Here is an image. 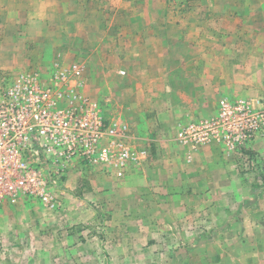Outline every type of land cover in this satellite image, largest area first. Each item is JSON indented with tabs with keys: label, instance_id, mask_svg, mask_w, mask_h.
Masks as SVG:
<instances>
[{
	"label": "crops",
	"instance_id": "1",
	"mask_svg": "<svg viewBox=\"0 0 264 264\" xmlns=\"http://www.w3.org/2000/svg\"><path fill=\"white\" fill-rule=\"evenodd\" d=\"M171 2L0 0V68H47V80L55 65L71 64L76 50L84 52L87 91L93 94L91 82L100 71L108 114L125 118L135 132L146 135L152 153L142 160L136 146H129L137 160L121 178L104 166L87 171L80 161L68 165L55 190L59 205L54 209L27 197L1 203L0 253L14 250L26 263L56 260V250L90 247L77 240L75 231L105 213L112 226L129 230L126 236L132 230L140 237L150 232L144 239L154 250L170 247L177 239L170 238L173 232L182 244L194 240L184 239L186 230L218 232L214 240L222 235L223 245L228 238V243L264 240V176L240 174L236 156L222 141L194 149L178 138L185 124L217 115L222 100L264 109V0H190L194 13L213 11L188 17L191 21L171 15ZM104 5L116 14L108 17ZM189 22L195 26L187 27ZM114 72L117 87H130L128 104L113 106L115 82L109 79ZM247 149L264 159V131Z\"/></svg>",
	"mask_w": 264,
	"mask_h": 264
},
{
	"label": "built area",
	"instance_id": "2",
	"mask_svg": "<svg viewBox=\"0 0 264 264\" xmlns=\"http://www.w3.org/2000/svg\"><path fill=\"white\" fill-rule=\"evenodd\" d=\"M55 69L45 80L42 70L0 68V204L27 197L54 209L68 165L104 166L121 178L137 160L126 126L108 123L99 102L83 92L81 66ZM263 131L264 109L222 100L217 115L185 124L178 138L194 149L222 141L246 173L257 172L258 155L247 146ZM138 155L146 160L149 151Z\"/></svg>",
	"mask_w": 264,
	"mask_h": 264
},
{
	"label": "rangeland",
	"instance_id": "3",
	"mask_svg": "<svg viewBox=\"0 0 264 264\" xmlns=\"http://www.w3.org/2000/svg\"><path fill=\"white\" fill-rule=\"evenodd\" d=\"M236 1H244V0H236ZM105 2V1H104ZM190 0L184 1V0H172L171 7H170V13L174 17H178L180 20L187 19L188 21H191L189 19L191 16H200L201 13L205 14H212L213 11L210 8H206V10H199L196 13L192 12V6L190 5ZM82 9V8H81ZM101 9L104 11V13L108 16H114L116 14V11L114 8L112 9L108 5L101 6ZM210 9V10H209ZM87 10V8H84L83 11ZM209 10V11H207ZM210 13V14H209ZM121 16H124L125 13L122 11L120 12ZM207 15V16H208ZM189 17V18H188ZM73 26V25H72ZM65 27V32L69 31L70 28H75V26ZM195 26L194 23L189 22L187 24V27ZM52 27H55L53 24ZM207 27L211 28V24H209ZM205 27V29L207 28ZM71 31V30H70ZM17 33L19 31H16ZM242 41V40H241ZM197 45V44H196ZM77 54L74 55V63H78L80 66L84 65V60L86 58V55L83 53L77 51ZM82 79L84 80V87L83 92L87 95H92L93 97H96L97 101L99 102L103 112L105 110L104 116L108 123H116L119 125L126 126V129L128 130L126 132L127 136L125 137V141L127 146L134 147L138 151H140L142 148H146L147 151H150V154L152 156L150 146L147 144L148 140L145 139L146 135H141L137 131L133 129V126L131 125V122L126 120L122 117H113L108 114V109L105 108V104L102 101V85H101V72L96 70V75L94 77L96 78L93 82H91L92 85V93H89L87 91V85H89V77L90 72L85 69V67H82ZM26 66H21L19 70L25 69ZM84 68V69H83ZM5 69V68H1ZM10 70V69H8ZM42 70V69H41ZM50 70L47 68H44L42 70L43 75H48L47 73ZM115 75H113L109 80L115 82L113 86L110 88L112 89V96L113 99H116V102L113 103L114 105L117 104H123L126 103V95H129L131 92L129 90L130 87H117V75L119 74L114 72ZM109 96V95H108ZM128 104V103H126ZM119 107L122 112H128L125 108L118 105L116 108ZM263 110V109H262ZM110 118H109V117ZM121 119V120H120ZM145 133V132H144ZM140 147V149L138 148ZM234 156H236V153H233ZM135 155V154H134ZM150 158V155H148L147 159ZM146 159V160H147ZM235 160V159H234ZM144 162V161H143ZM146 163V162H145ZM144 163V164H145ZM81 170L86 169L89 171L92 169L91 167L84 168L80 167ZM236 170L240 174H246V173H253V175L257 176L258 178L260 176H264V159L259 158V164L257 166V172H246L243 173L238 168V157L236 156ZM196 217L191 218L190 221L194 222L196 221ZM110 220H112L111 216L108 213H105L100 220L95 224H89V225H79L78 229L75 231L77 236V240L82 241L83 243L90 244V247H86L84 245H79L76 247V250L72 248V251L64 252L61 251V254L58 252L59 250H56L55 255H53V258L56 260H52L48 262V260L44 261V263L39 264H264V240L260 241L259 239H253L252 241L243 240L236 242L235 240L232 241V243H228L231 238H228L225 245H223V242H221V236H218L216 238V234L218 232L208 231L207 229L203 230H186L182 231L181 233L184 234V239L187 238V240L191 239L192 237L194 240L184 242V244L180 243L178 238V235L173 232V236L170 235V238H177L174 239L173 244H171L170 247H166L164 245L156 247L154 250V247H151L149 244V239L145 238L144 235L150 236V232L144 231L143 235L140 237L139 232L133 231L131 232L130 236H126L125 234L129 232V230H121L118 229V226H112L113 224L110 223ZM4 220L0 216V223L2 224ZM194 225V224H191ZM178 233L179 235L181 234ZM264 234V233H263ZM182 235V234H181ZM241 235H245V237L248 236L246 232L241 233ZM240 235V236H241ZM239 236V237H240ZM234 238V237H233ZM1 239V235H0ZM123 239V240H122ZM227 239V238H225ZM217 242H220V245H214ZM244 241H248L246 244H243ZM257 245H254V247L251 246V243H255ZM117 243H123L122 246H117L115 244ZM131 243V244H129ZM136 243V244H133ZM23 249V248H22ZM68 250L67 248H64ZM26 250V249H24ZM1 252V248H0ZM5 251L0 253V264H5L6 260L10 262V264H25L26 262L22 261L23 257L18 256L16 251H12L13 253L10 255L4 254ZM123 254H120V253ZM158 252V254H156ZM103 253V258L99 257V254ZM86 254H89L92 256V259H82L80 260L81 256H84ZM96 254L97 258H96ZM73 255L75 257H73ZM121 255V256H120ZM21 257V261H20ZM28 258H34L35 256H27ZM50 256H46L45 258L48 259ZM68 257H71L72 261L68 259ZM37 258V257H36ZM26 264H36L33 261H27Z\"/></svg>",
	"mask_w": 264,
	"mask_h": 264
}]
</instances>
